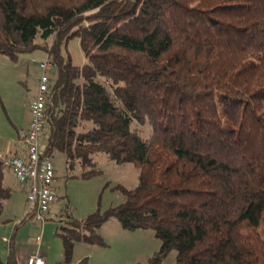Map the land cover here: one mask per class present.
I'll list each match as a JSON object with an SVG mask.
<instances>
[{
  "label": "trees",
  "instance_id": "trees-1",
  "mask_svg": "<svg viewBox=\"0 0 264 264\" xmlns=\"http://www.w3.org/2000/svg\"><path fill=\"white\" fill-rule=\"evenodd\" d=\"M73 37L81 66L60 53ZM36 38L56 69L45 153L139 170L122 204L58 234L66 264L109 217L160 240L138 264H264V0H0V55ZM9 196L0 166V213Z\"/></svg>",
  "mask_w": 264,
  "mask_h": 264
},
{
  "label": "rangeland",
  "instance_id": "rangeland-1",
  "mask_svg": "<svg viewBox=\"0 0 264 264\" xmlns=\"http://www.w3.org/2000/svg\"><path fill=\"white\" fill-rule=\"evenodd\" d=\"M53 39L46 42L36 38L37 48L20 54L15 60L0 55V152L15 142L18 133L25 129L29 119L28 102L36 95L40 71L38 63L47 57ZM62 56L69 57L75 66L83 65L84 55L78 38L73 37L60 46ZM56 69L51 73H55ZM143 137L148 128H142ZM51 159L55 169L54 188L57 201L52 205L49 218L43 224L31 220L19 224L23 218L26 201L23 193L9 171L3 169V184L10 196L2 201L0 213V264L9 253L38 252L45 264H66L59 233L67 232L72 221H83L96 211L103 213L122 204L125 196L121 188L134 189L138 184L139 170L133 163L117 164L105 154L93 155L95 171L81 175L76 165L70 169L63 153L53 151ZM97 232L101 245L76 242L71 262L79 255L87 257L89 264H138L145 263L155 253L161 242L151 229H123L117 219L109 217ZM41 242L35 244L36 237ZM176 250H170L162 264H174ZM70 262V263H71Z\"/></svg>",
  "mask_w": 264,
  "mask_h": 264
},
{
  "label": "built area",
  "instance_id": "built-area-1",
  "mask_svg": "<svg viewBox=\"0 0 264 264\" xmlns=\"http://www.w3.org/2000/svg\"><path fill=\"white\" fill-rule=\"evenodd\" d=\"M55 65L49 55L38 63L40 76L37 93L28 102L29 120L26 129L21 130L20 143L24 146L23 156H15L9 152H0V166L9 170L14 179L26 186V209L20 223L31 220L43 224L49 218L51 206L57 197L54 188L55 169L52 159L45 153L42 139L48 128V107L51 105V73ZM37 236L35 244H40ZM25 264H45L43 257L34 252L27 256Z\"/></svg>",
  "mask_w": 264,
  "mask_h": 264
},
{
  "label": "crops",
  "instance_id": "crops-1",
  "mask_svg": "<svg viewBox=\"0 0 264 264\" xmlns=\"http://www.w3.org/2000/svg\"><path fill=\"white\" fill-rule=\"evenodd\" d=\"M86 62V60L83 61V64ZM29 120V119H28ZM27 124H28V121L26 122V125H25V129L27 127ZM46 137L47 135L45 134V136L43 137L42 139V142L43 144H45V140H46ZM5 152H9L10 154L12 155H15V156H23L24 153H25V149H24V146L20 143V140L19 138L14 142L8 144L7 148H6V151ZM9 171V170H8ZM10 175L12 176V173L9 171ZM13 177V176H12ZM14 179V177H13ZM55 179V178H54ZM16 181V180H15ZM17 182V181H16ZM18 183V182H17ZM4 186V184H3ZM19 186V189L21 190V192L23 193V196H24V200L26 201V198H25V192H26V186L25 185H22V184H18ZM5 187V186H4ZM7 188V187H5ZM9 189V188H8ZM57 201V200H56ZM56 203V202H55ZM54 203V204H55ZM52 207V206H51ZM51 209V208H50ZM84 221V220H83ZM81 221V222H83ZM100 229L97 230V232H99ZM41 242V240H40ZM32 252H29V251H24V252H16L14 253V257H15V260L17 262V264H25V260L27 258V256L29 254H31ZM42 256V255H41ZM82 258V256H77L70 264H77V262Z\"/></svg>",
  "mask_w": 264,
  "mask_h": 264
}]
</instances>
